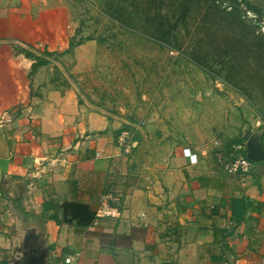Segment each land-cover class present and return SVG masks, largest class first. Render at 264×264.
<instances>
[{
  "label": "crops",
  "instance_id": "obj_1",
  "mask_svg": "<svg viewBox=\"0 0 264 264\" xmlns=\"http://www.w3.org/2000/svg\"><path fill=\"white\" fill-rule=\"evenodd\" d=\"M69 40L64 26L38 24V0H0V264L20 244L16 215L43 221L50 264L70 256L74 264H264V162L230 176L211 155L224 147L228 156L255 132L264 145V123L247 122L246 99L193 84V101L110 114L72 84L42 79L54 64L30 78L33 61L21 49L64 53ZM95 47L64 54L77 59L72 73L83 50L94 61ZM124 130L135 137L131 155L118 146ZM104 196L118 217L97 216ZM241 198L246 223L236 230L230 201Z\"/></svg>",
  "mask_w": 264,
  "mask_h": 264
},
{
  "label": "rangeland",
  "instance_id": "obj_2",
  "mask_svg": "<svg viewBox=\"0 0 264 264\" xmlns=\"http://www.w3.org/2000/svg\"><path fill=\"white\" fill-rule=\"evenodd\" d=\"M180 2L181 0H38V24L42 28L50 23H57L65 27L69 38H76V41L92 38L96 44L94 61L87 57L90 50H83L79 54L80 69L75 73L71 72L78 64L75 56L60 55L50 58V64L55 67L52 72L48 70V74L45 73L42 79L49 76L51 81L55 80L53 85L63 90H69V85L72 84L80 99L83 97L97 109L115 115H125L139 109L146 112V108L160 112L161 108H168L169 103L193 101V84H198L202 91L208 86L207 90L212 89V92L223 99L229 97V94H232V100L244 97L250 107V110L245 109L244 112L249 120L247 122L253 123L258 118L264 123V97L261 94L253 92V100L248 101L244 90L234 88L221 78L208 74L191 61L186 51L171 48L154 36L152 26L161 20L159 12L168 16L169 20L177 18ZM249 2L264 8V0ZM40 5L44 6L43 10ZM248 16L254 17L251 13ZM261 27L264 32V20ZM184 36L185 32L182 34ZM13 46L18 51L21 45L13 43ZM45 50L39 47L38 55L43 56ZM57 64L60 65L59 72L56 71ZM37 90L36 88V92ZM202 96L209 97L204 92ZM224 149L223 147L211 153L217 164L219 155L228 154Z\"/></svg>",
  "mask_w": 264,
  "mask_h": 264
},
{
  "label": "trees",
  "instance_id": "obj_3",
  "mask_svg": "<svg viewBox=\"0 0 264 264\" xmlns=\"http://www.w3.org/2000/svg\"><path fill=\"white\" fill-rule=\"evenodd\" d=\"M178 7L177 18H172L174 22L159 12L161 20L152 26L157 40L178 51H186L197 67L244 90L248 101L253 100L255 91L264 97V32L261 29L264 8L249 0H181ZM249 13L254 17H249ZM88 41L93 39L76 41L70 37L69 48L64 53L45 50L39 56L25 49L20 53L33 61L29 74L32 78L40 68L50 64V58L71 54ZM56 71L59 72L58 67ZM243 142L238 140L236 145ZM230 202V221L235 223L236 230H241L246 223L247 203L244 198Z\"/></svg>",
  "mask_w": 264,
  "mask_h": 264
},
{
  "label": "water",
  "instance_id": "obj_4",
  "mask_svg": "<svg viewBox=\"0 0 264 264\" xmlns=\"http://www.w3.org/2000/svg\"><path fill=\"white\" fill-rule=\"evenodd\" d=\"M246 138V157L255 163L264 162V145L261 132L252 133ZM41 218V215H38ZM14 232L20 240L19 246L7 258L8 264H50L51 250L47 245V234L43 221L24 224L16 215Z\"/></svg>",
  "mask_w": 264,
  "mask_h": 264
},
{
  "label": "built area",
  "instance_id": "obj_5",
  "mask_svg": "<svg viewBox=\"0 0 264 264\" xmlns=\"http://www.w3.org/2000/svg\"><path fill=\"white\" fill-rule=\"evenodd\" d=\"M118 146L125 155H131L135 147V137L131 131L124 130L118 137ZM246 145L239 144L234 146L233 152L228 156L219 155L217 157L218 164L230 176L248 175L252 172L254 164L244 155ZM184 154L190 158L192 164L197 163V156L193 155L190 149H185ZM58 160L52 161V164ZM111 197L104 196L100 201V207L97 211L98 217H118L119 210L112 208L109 204ZM74 257H67L65 264H74Z\"/></svg>",
  "mask_w": 264,
  "mask_h": 264
}]
</instances>
